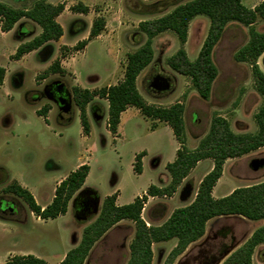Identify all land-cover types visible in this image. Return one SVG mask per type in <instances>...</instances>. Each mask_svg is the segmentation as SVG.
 <instances>
[{"label": "rangeland", "instance_id": "rangeland-1", "mask_svg": "<svg viewBox=\"0 0 264 264\" xmlns=\"http://www.w3.org/2000/svg\"><path fill=\"white\" fill-rule=\"evenodd\" d=\"M5 1L11 4L16 2ZM23 1L28 5H24L25 7L34 3L33 0ZM188 1L191 0H90L91 14L88 18H83L72 25L73 18L70 14H64L60 18L59 22L65 30L62 43L66 45L58 43V51L55 48L50 61L57 55L55 60L59 62L67 61L75 55L76 51L73 48L80 42L75 41L76 37L79 34L85 36L96 18H103L105 21L106 28L104 27L101 33L116 35V46L130 54L142 46L146 39L138 31V24L141 21L159 18L172 11L175 6ZM262 1L242 0V4L246 8L254 9ZM77 3L80 1L65 0V4L70 7ZM22 22L23 27L20 29L16 26L14 35L9 37L0 35V65L12 73L9 76V85L0 87V201H9L13 207L12 213H0V264L6 261V258L10 259L9 256L18 254H30L48 264H59L64 254L78 245L84 228L95 221L100 205L96 214H86L77 220L75 216L77 204L73 207L71 202L67 214L62 218L39 222L30 215L27 205L21 199L8 198L13 197L12 194L4 193L3 190L12 183L9 179H18L31 190L38 204H42L44 202L41 195L50 193L54 185L53 181L42 183L43 179L57 180L68 175L74 172L80 161L85 158L84 164H87V161L91 169L86 186L95 190L101 199L110 195L116 187L120 191L119 203L127 205L131 203L128 201L133 196L144 194L151 185H159L163 165L173 161L177 143L168 127H160L157 131L151 132L148 120L139 121L138 126L126 127L125 137L113 140L107 133L103 121L93 126L98 151L90 154V158L86 157L84 149L87 144L80 135L78 108L73 105L70 113L63 114L43 93L45 87L60 82L71 95L73 83L71 74L67 72L65 76L45 74L39 56L29 57L25 62H9L6 57V53L12 50L15 39L20 38L21 33H23L21 39H24L37 28L26 19H22ZM209 25L206 17H195L189 25L184 45H181L176 35L169 31L155 37L152 42L153 62L142 71L137 83L139 92L148 101L160 102L161 107H169L175 103L183 105L187 150L197 147L199 141L207 134L211 118L215 114L226 119L236 134L255 133L257 126L254 116L263 104L262 97L255 89L250 65L237 63L233 58L235 52L245 45L249 38V27L242 24L229 23L213 50L212 59L218 69V76L208 100L199 97L187 77L174 73L167 66L166 60L181 47L191 61L195 60L206 38ZM252 28L263 32L264 21L258 18ZM28 31L29 33L24 35V32ZM100 42L102 41L91 44L83 52V56L79 53L72 61L73 69L79 73L82 82L93 75L101 77L98 87L107 85L112 76V73H109L112 59L107 49L108 44L102 46ZM67 65L66 63L61 65L60 62V66L64 68ZM258 65L264 73V54L258 59ZM13 71L20 73L19 82L14 81ZM157 75L169 79V90L161 95H155L149 90V84ZM44 79L47 81L42 84ZM153 87L159 90L165 85L157 78ZM45 105L54 109L48 123L36 114V109ZM69 116L72 120L66 127L58 124V117L61 123H65ZM143 151H147V155L144 159L143 173L139 175L134 172L133 165L135 156ZM156 158L161 164L153 168ZM253 160L264 162V148L235 161V169L228 165L214 196L221 195L228 181L233 182L234 189L264 182V163L255 171L250 166ZM52 163L59 169H54ZM208 166L209 163H202L190 175L188 181L192 191L190 198L199 187ZM35 186L40 191H35L33 189ZM76 196L77 194L73 198ZM128 229L126 239L134 237L133 231L130 232ZM98 250L99 245H95L88 260L93 261Z\"/></svg>", "mask_w": 264, "mask_h": 264}, {"label": "trees", "instance_id": "trees-1", "mask_svg": "<svg viewBox=\"0 0 264 264\" xmlns=\"http://www.w3.org/2000/svg\"><path fill=\"white\" fill-rule=\"evenodd\" d=\"M63 5H52L44 0H37L29 9H13L0 3V29L2 32L11 31L22 19L31 21L40 27L41 33L17 48L13 59L19 60L24 55L42 49L44 56L50 52L47 43L58 41L63 30L57 23V17L63 12ZM78 14H87L89 8L81 3L70 8ZM197 16H204L209 20V29L205 40L195 60L191 61L181 47L174 55L166 60L167 66L174 73L187 77L193 89L202 100L211 96L212 86L218 76V69L213 62V50L219 42L222 33L229 23H239L249 27V38L245 45L234 54L237 63H248L257 93L262 97L263 104L254 116L257 131L255 133L236 134L228 121L215 114L212 116L207 134L199 141L194 150L185 148L184 107L175 103L169 107L149 104L137 89V78L148 67L154 58L152 42L155 37L167 31L176 35L181 45L187 41L188 29L191 21ZM264 21V0L254 9L246 8L242 0H191L175 6L169 13L152 20L141 21L138 31L146 39L142 46L127 55L124 76L116 85L95 90L71 88L72 103L79 110L82 131L89 134V123L86 108L96 98L104 99L108 103L107 129L112 136H116L120 115L129 107H134L141 115L151 121L166 124L173 133L179 148L175 160L166 165L170 176L166 187L149 186L145 194L137 197L132 203L117 206L116 194L106 197L102 202L95 221L84 228L78 245L67 252L59 264H84L95 243H97L112 227L120 221L129 220L134 224V237L129 245V259L126 264H151L153 243L176 239L177 244L169 253L164 264H173L187 247L198 241L205 233L206 223L220 216L240 215L250 221H264V182L235 189L230 195L222 199H214L212 190L223 173V166L229 159L243 157L258 149L264 148V73L260 70L258 59L264 54V31L258 32L252 28L256 20ZM105 27L103 18H96L92 22L89 38L98 36ZM86 45L85 41L78 42L73 48L80 51ZM65 50L66 48L63 47ZM65 76L60 62L55 60L45 71ZM5 77V69L0 67V85ZM49 88V86L47 87ZM50 106L45 105L36 114L46 116ZM100 112L94 111L95 116ZM155 125H152L154 128ZM141 152L135 156L133 170L141 173ZM204 160H211L212 169L201 180L194 200L183 208L172 212L169 219L159 227H147L141 213L149 197H171L182 184L183 180ZM88 165L80 166L70 173L56 187L52 202L41 208L35 202L31 193L16 182L9 184L3 191L21 199L29 211L43 221L54 220L67 212L68 204L75 194L82 188L87 174ZM86 191L75 198L77 207L82 203V195H96ZM78 210V209H77ZM87 213L77 211L76 216L82 217ZM264 244V225L259 227L252 236L222 264H251L254 249ZM4 264H48L33 255L13 256Z\"/></svg>", "mask_w": 264, "mask_h": 264}, {"label": "crops", "instance_id": "crops-1", "mask_svg": "<svg viewBox=\"0 0 264 264\" xmlns=\"http://www.w3.org/2000/svg\"><path fill=\"white\" fill-rule=\"evenodd\" d=\"M15 1L16 2L11 4L5 0H0V3L5 4V5L13 8V9H25L26 10V9H29L31 7V5L29 7H25L24 5H26V6H28V5L25 4L23 0H15ZM35 1H37V0H33L32 2H35ZM77 1H80V3L87 8L90 7L89 6L90 0H88V1L87 0H77ZM45 2L52 4V5L60 4V5L64 6L63 12L56 19L57 23L61 26V28L63 30L62 37L57 42L51 41V42L47 43L46 46L49 47V49H50V52L47 56H44L42 49H39V50L32 51V52L24 55L19 60H10V58H13V56H14L17 48L19 47V45H21L22 43L30 41L31 39H33L34 37L38 36L41 33L40 27L30 21L29 23L34 24L37 28L34 29V33H32L26 37L24 36L25 37V38L23 37L24 39H21V37H22L21 35H23V33L20 34V38L15 39V43L13 45L12 50L6 53V57L8 58L9 62H25L29 57L39 56L40 61L43 63V66H44L42 69H43V71H46L50 67L52 62L55 59H57L58 55L50 61L55 48L58 51V46L60 43H62V39H64V36H65V30H64L63 26L61 25V23L59 22L60 18L64 14H70V16L73 18V22L71 23V25H72L75 22H77L83 18H88V16H90V14H91L90 8H89V12L85 15L70 12L69 10L73 6L70 7L68 4H65V0H48V1L46 0ZM26 21H29V20H26ZM16 26H18L21 29L23 27L22 20L17 22V24L14 26V28L9 32H2L0 29V35L2 37H9V36L14 35V29ZM91 26H92V24H91ZM105 28H106V26H105ZM89 32H90V28L88 29V32H86L85 36H80V34H79L78 37H76L75 41H80V42L85 41L86 45L84 46V48L82 50L77 51L75 53V55H73L69 59H67V61L61 60L60 61L61 65L64 63H66V65H67V62L69 63L66 66V68H64L63 66H60L61 69L65 70L67 73L71 74V77L73 79L72 87L76 86V87H80L81 89L95 90V89H100L103 87H108V86H113V85L118 84L119 82L122 81L123 76H124V69L126 66V56L128 55V53L123 52L122 48H118L116 46V42H117L116 35L111 36V35H104L103 33H100L96 37L89 38ZM27 33H29V31L24 32V35ZM99 41H102V42H100L102 44V46L103 45L106 46L108 44L107 49H108L109 55L111 56V59H112V61H111L112 65H111V68L109 69V73H112V76L110 77L107 85L102 86V87H98V85H97L98 82H100V80H101V77H99L97 75L90 76L87 79V81L82 82L80 80L79 73L73 69V65H72V61H74L75 56L77 54L80 53L83 56L84 55L83 52L91 44H93L95 42H99ZM61 45H66V44L62 43ZM0 67L5 69V77H4L3 83L0 85V87H5V85H9V81H10L9 76L12 73H11V71H9L7 68L3 67L2 65H0ZM15 72L16 71H13V74H14L13 79H14V81L19 82L21 79V75H20V73H15ZM141 73H140V75H141ZM140 75L137 78L136 85L138 83ZM155 77L164 78L169 83L168 78H165V77L159 76V75H157ZM153 79H152V81H153ZM46 81L47 80L44 79L42 84H45ZM152 81H151V83H152ZM151 83L149 84V90H151V92L155 95L164 94L169 90V89L165 90V91L154 90L151 87ZM46 88L47 87L44 88V91ZM44 91H43V93H44ZM142 97L149 104H153L156 106L161 105L160 102L148 101L143 95H142ZM73 105L74 104L71 103V109H72ZM40 109L41 108L36 109V112ZM94 111L100 112L99 116H95ZM53 113H54V109L50 107L45 118L42 117L46 123L49 122V118ZM86 113H87V119H88V123H89V127H90L89 134L85 135L83 133L82 127H81V134L80 135H81L82 140H84L87 144L84 151L86 153V157L87 156L89 157V156H91L90 154L96 153L98 151V147H97V144L95 143V139L93 136V126L98 125L100 122L105 121V127L107 130V133L110 134V132L107 129V120H108V103H107V101L104 99L96 98L93 102H91L87 106ZM78 117H79V110H78ZM71 120H72V118H71V116H69L68 119L65 121V123H61V119L58 117V124L60 126L66 127L71 122ZM146 120H148V119L144 118L141 115V113L139 112V110H137L134 107H129L120 115V122H119V126H118L116 136H112L111 134L110 135L112 136L113 140L122 139L125 137L126 127L135 126V125L138 126L137 123L139 121H146ZM148 121H150V131L151 132L157 131L158 128H160V127H165V128L168 127L166 124L158 122V121H151V120H148ZM79 122H80V118H79ZM153 124L155 125V127L153 129H151V125H153ZM80 125H81V123H80ZM176 143H177V141H176ZM102 146H104V145H102ZM178 148H179V144L177 143L176 148H175V152H174L173 161L175 160L176 151L178 150ZM194 149H195V147L190 149V150H194ZM143 153H144V156L141 158V173L140 174H142L143 170H144V159L146 158L147 151H143ZM243 157L236 158V159H229L225 162V164L223 166L222 176L218 180V182L216 183L215 187L212 190V197L214 199H222L223 197L230 195L235 190L233 182L228 181V182H226L225 189L220 193L221 195H217V197L214 196V192L216 190L218 183L223 179L226 167L228 165H231V168L235 169L234 168L235 161H238V160L242 159ZM85 160L86 159L84 158L80 161L77 169L82 165H88L87 161H86L87 164H84ZM155 161H156L155 162L156 165L153 164V168H155L156 166H159V164H161V161L160 160L158 161V158H156ZM173 161L167 162L163 165V169H162L163 171H162V173H160V177H161L160 183L158 186H156L157 188H163L169 184L170 176H169L168 172L166 171L165 167L167 164L172 163ZM202 163H209L208 170L204 172V175H203V177H204L212 169L213 163L211 160H204V161L199 162L196 165V167L189 173V175L183 180L180 187L177 189V191L171 197H168V198H165V197H149L148 198L146 204L144 205L142 213H141V218L143 219V221L145 222L147 227H159V226L163 225L169 219V217L171 216V214L174 210L179 209V208H183V207L189 205L194 200L198 188L195 190L196 192L194 193L193 197L190 198L192 195V193H191L192 191H191V185L188 183V181L191 177L190 175L200 165H202ZM51 166L54 169H57V170L59 169L58 166L53 164V163L51 164ZM90 170L91 169L89 167V172L87 174L85 182H84L82 188L76 193L77 196L75 198H77L80 194H82L86 191H91V192L96 194L97 199H98V206L100 205V207H101L102 202L104 201V199L106 197H109V196L116 194L115 204L117 206H123V203H119L120 191L117 190L116 187H114V189L110 195L106 196L104 199H101L95 190L86 186V181L89 177ZM68 175L60 177L57 180L55 178L43 179L42 183H47L46 181H53L54 185L51 187L50 193H43L41 195V199L44 202L42 204H38L36 198L32 195L31 190L29 188H26V186L23 185L18 179H9V180L11 182H16L22 188L28 190L31 193V195L33 196L37 205H39L43 209L52 202L56 187ZM203 177L201 178V180L203 179ZM201 180H200V182H201ZM200 182H199V184H200ZM151 186H155V185H151ZM33 189L37 192L40 191L39 189H37L36 186ZM142 195H143V193H142ZM142 195L133 196L132 198H130V200L128 202L132 203L137 197H141ZM75 198H73L69 202V204L72 202L73 207L75 205ZM69 204H68V208H69ZM68 208H67V212H68ZM67 212H66V214H67ZM30 215L33 216L36 219V221H39V222L52 221V220L43 221V220L39 219L38 217L34 216L31 212H30ZM63 216H60L54 220L62 218ZM76 218H77V216H76ZM77 220H79V219L77 218ZM263 225H264V221H250V220H248V219H246L240 215L220 216L217 218H213L206 223L205 233H204L203 237H201L198 241L190 244L187 247V249L175 259L173 264H222L232 253L237 251L252 236V234L259 227H261ZM127 229L130 232L133 231V236H134V224L129 220L120 221L118 224H116L114 227H112L109 231H107V233H105V235L97 243H95V245H99V250H98L97 256L93 259V261L88 260V257L91 256L92 251L95 247V245H94L93 248L91 249L90 253H89V256L85 260L84 264H126L128 259H129V245L133 239V237L126 239ZM176 244H177L176 239H170V240L165 241V242L153 243L151 246L152 254H153L151 264H164L169 253L176 246ZM156 252H157V254H156ZM66 253L62 257L61 261L64 259ZM28 255H30V254H28ZM17 256H24V255L18 254ZM11 257H13V256H9V258H11ZM7 259L8 258H6V261H7ZM6 261H4L2 264H4ZM251 264H264V244H261L254 249L253 255L251 257Z\"/></svg>", "mask_w": 264, "mask_h": 264}, {"label": "water", "instance_id": "water-1", "mask_svg": "<svg viewBox=\"0 0 264 264\" xmlns=\"http://www.w3.org/2000/svg\"><path fill=\"white\" fill-rule=\"evenodd\" d=\"M159 78L161 81H163L165 87L163 89H155L153 86H154V83L156 81V79ZM53 84H57L59 86V88H64L63 84L60 83V82H54ZM151 87L154 89V90H157V91H165V90H168L169 89V83L166 79L164 78H161V77H155L151 83ZM45 96L49 99V100H53V98H51L47 93H45ZM56 104H58V108L60 110V112H62L63 114H68L71 110V103H72V99H71V95L70 93L65 90V94H64V97H61L59 101H55L53 100ZM263 161H258V160H253L250 164L251 168L253 170H258L262 165H263ZM93 194V193H92ZM81 195V194H80ZM93 196V205H92V208L88 210L87 214H96L97 211H98V199H97V196L96 195H92ZM79 219V217H77Z\"/></svg>", "mask_w": 264, "mask_h": 264}, {"label": "flooded vegetation", "instance_id": "flooded-vegetation-1", "mask_svg": "<svg viewBox=\"0 0 264 264\" xmlns=\"http://www.w3.org/2000/svg\"><path fill=\"white\" fill-rule=\"evenodd\" d=\"M45 93H47L51 98H53V100L59 101L61 97H64L65 88H59L57 84H51L49 85V88L45 89L44 94ZM53 100L52 102L58 107V104H56ZM12 196L13 197H8V198H18L14 195ZM81 198H82V203L78 205L77 211L87 213L88 209L92 208V205H93L92 203H93L94 198L91 194H84L82 195ZM9 212L11 213L13 212L12 203H10L9 201H5V200L0 201V213L5 214Z\"/></svg>", "mask_w": 264, "mask_h": 264}]
</instances>
